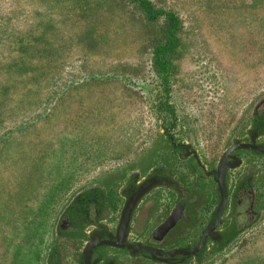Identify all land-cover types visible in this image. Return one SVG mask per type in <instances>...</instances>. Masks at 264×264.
Instances as JSON below:
<instances>
[{"label": "rangeland", "instance_id": "374dc122", "mask_svg": "<svg viewBox=\"0 0 264 264\" xmlns=\"http://www.w3.org/2000/svg\"><path fill=\"white\" fill-rule=\"evenodd\" d=\"M87 1L97 25L85 0H0V264H41L74 186L134 156L152 129L141 88L160 81L152 27L123 0ZM154 1L184 26L170 98L215 151L264 90V0ZM10 57L21 60L12 78ZM211 264H264V221Z\"/></svg>", "mask_w": 264, "mask_h": 264}, {"label": "flooded vegetation", "instance_id": "af4514ba", "mask_svg": "<svg viewBox=\"0 0 264 264\" xmlns=\"http://www.w3.org/2000/svg\"><path fill=\"white\" fill-rule=\"evenodd\" d=\"M141 88L152 129L134 156L74 186L41 264H211L264 221V90L210 152L170 86Z\"/></svg>", "mask_w": 264, "mask_h": 264}, {"label": "trees", "instance_id": "16d2710c", "mask_svg": "<svg viewBox=\"0 0 264 264\" xmlns=\"http://www.w3.org/2000/svg\"><path fill=\"white\" fill-rule=\"evenodd\" d=\"M86 6L82 7L83 15L85 18L91 16L92 20L90 24L97 25V17L93 11V7L90 6L87 0ZM127 4H130L140 10L142 17L147 25L152 27V39L150 41L151 45V58L152 66L156 73L158 74L160 81L159 84L163 86L164 92L167 94L169 91V82L172 71L174 69L173 60L181 53V35L183 33V21L179 14L174 9L166 8L154 0H123ZM91 32L88 31V34ZM10 62L5 66V72L11 78L14 75V69L17 66H21V60H16L13 63L11 57L9 58ZM24 70V69H23ZM1 86V85H0ZM54 87L57 89L58 85L54 84ZM0 115L4 110L3 103H6L9 99V90L7 85H2L0 87ZM51 107H54L56 101H60V98L57 100H51ZM171 108V107H170ZM5 134L0 131V144L5 143L10 136L3 137ZM235 237L233 243L230 245L228 252L232 249L236 243L241 239ZM228 252H222L218 257L225 255ZM214 261V260H213Z\"/></svg>", "mask_w": 264, "mask_h": 264}, {"label": "water", "instance_id": "95a60500", "mask_svg": "<svg viewBox=\"0 0 264 264\" xmlns=\"http://www.w3.org/2000/svg\"><path fill=\"white\" fill-rule=\"evenodd\" d=\"M126 213H128V211H127V212L125 211V214H126ZM127 215H128V214H127ZM124 221H125V216L122 217V219H121V222H124ZM166 225H168V224H166Z\"/></svg>", "mask_w": 264, "mask_h": 264}]
</instances>
